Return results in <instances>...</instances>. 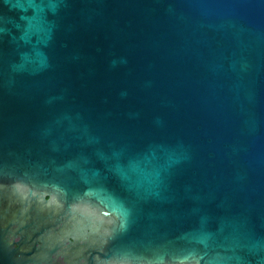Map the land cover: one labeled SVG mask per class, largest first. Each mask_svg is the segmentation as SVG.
I'll return each mask as SVG.
<instances>
[{
	"label": "water",
	"instance_id": "1",
	"mask_svg": "<svg viewBox=\"0 0 264 264\" xmlns=\"http://www.w3.org/2000/svg\"><path fill=\"white\" fill-rule=\"evenodd\" d=\"M65 253L264 264V0H0V264Z\"/></svg>",
	"mask_w": 264,
	"mask_h": 264
},
{
	"label": "flooded vegetation",
	"instance_id": "2",
	"mask_svg": "<svg viewBox=\"0 0 264 264\" xmlns=\"http://www.w3.org/2000/svg\"><path fill=\"white\" fill-rule=\"evenodd\" d=\"M21 238H23L22 234L21 233H18V235L16 236H11V241H13V246L18 248L19 247V244H18V241L21 240ZM42 243L39 241L37 243H32V247H27L28 249H31L33 247H39ZM27 248H25L24 250H26ZM34 250V249H33ZM35 252L33 253V255H40V250L36 249L34 250ZM66 256V253L65 254H59L58 256H55L54 255V258L53 259H47L46 262H49V264H72V257H65ZM79 264H87L86 261L84 259H82V261L79 263Z\"/></svg>",
	"mask_w": 264,
	"mask_h": 264
}]
</instances>
